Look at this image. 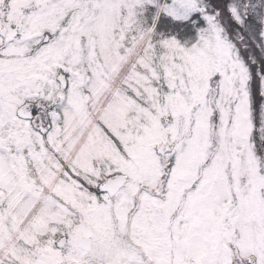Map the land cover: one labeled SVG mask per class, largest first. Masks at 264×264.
I'll return each instance as SVG.
<instances>
[{"label": "rangeland", "instance_id": "374dc122", "mask_svg": "<svg viewBox=\"0 0 264 264\" xmlns=\"http://www.w3.org/2000/svg\"><path fill=\"white\" fill-rule=\"evenodd\" d=\"M0 254L264 264V0H0Z\"/></svg>", "mask_w": 264, "mask_h": 264}, {"label": "water", "instance_id": "95a60500", "mask_svg": "<svg viewBox=\"0 0 264 264\" xmlns=\"http://www.w3.org/2000/svg\"><path fill=\"white\" fill-rule=\"evenodd\" d=\"M22 110L19 111L20 114H22ZM124 183V181L122 179L120 180H112L109 182L108 186L106 187L107 189H109V191L116 192L118 190V188H120L122 186V184ZM92 239L91 238H83L81 239V246L85 249V250H91L92 248ZM61 244L63 243V241L60 242ZM72 264H82V263H72Z\"/></svg>", "mask_w": 264, "mask_h": 264}, {"label": "flooded vegetation", "instance_id": "af4514ba", "mask_svg": "<svg viewBox=\"0 0 264 264\" xmlns=\"http://www.w3.org/2000/svg\"><path fill=\"white\" fill-rule=\"evenodd\" d=\"M30 104H32L33 106H31L32 108H30ZM26 106H19V108H24L27 112L32 114V117H28V118H22V119H32L35 117L34 111H36L37 109V104L36 103H30ZM17 109V110H18ZM103 185V184H102ZM101 185V186H102ZM100 186V187H101ZM5 257H8V255H6ZM5 257H3L2 254H0V264H18L15 258H7L8 260L5 259Z\"/></svg>", "mask_w": 264, "mask_h": 264}, {"label": "trees", "instance_id": "16d2710c", "mask_svg": "<svg viewBox=\"0 0 264 264\" xmlns=\"http://www.w3.org/2000/svg\"><path fill=\"white\" fill-rule=\"evenodd\" d=\"M195 18H196V17H195ZM162 21H163V19H161V22H162ZM189 28H193V27H188V28H186V29L188 30ZM194 28H196V27L194 26ZM197 29H198V28H197ZM189 30H190V29H189ZM194 30H195L196 35L194 36L193 40L187 42L185 38H183L182 36H180L182 42H185V43H191V45H192V44L194 43V41H195V39H196V37H197V33H198L196 29H194ZM258 104H259V101H258V100H257V101H254V108H255V109H257L258 107H260V105H258Z\"/></svg>", "mask_w": 264, "mask_h": 264}]
</instances>
